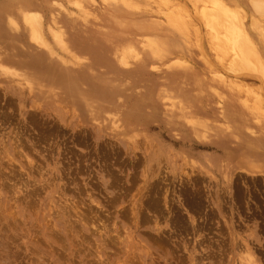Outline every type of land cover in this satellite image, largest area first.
<instances>
[{
    "label": "rangeland",
    "instance_id": "rangeland-1",
    "mask_svg": "<svg viewBox=\"0 0 264 264\" xmlns=\"http://www.w3.org/2000/svg\"><path fill=\"white\" fill-rule=\"evenodd\" d=\"M111 1L0 0V264H264V79L199 12L264 63L259 0Z\"/></svg>",
    "mask_w": 264,
    "mask_h": 264
},
{
    "label": "bare ground",
    "instance_id": "bare-ground-1",
    "mask_svg": "<svg viewBox=\"0 0 264 264\" xmlns=\"http://www.w3.org/2000/svg\"><path fill=\"white\" fill-rule=\"evenodd\" d=\"M103 1H105V0H103ZM110 2H112V1L110 0ZM74 4H75V2H74ZM108 4H110V3H108ZM252 7H253L255 12H257L259 14L264 13V6L262 5V2L260 0L252 2ZM199 12H200L201 18L205 21L206 26L209 28V31L211 34V39H212V41L215 42L217 50L219 52L224 53V54L229 53V55H228L229 59H230L229 64H228L229 69H231L233 71L237 70V69H241V70L243 69V70L248 71V72L250 70H252V72L254 71L260 77H262V79H264V63L260 57L259 52L257 51V49L254 45V43L251 41V39L247 33V30L244 27L243 20L240 17L239 12L235 9L231 10V9H229V7H226L217 1H212L209 4H206L204 2L199 8ZM168 16H169L168 18L171 17V15H169V14H168ZM39 17L40 16L37 17L35 15V13H27L24 15V20H27L29 26L34 28V29H32L33 38L35 40L39 41L40 43H43V40H42L43 38H41V36L36 35L37 32H38V34L40 33L39 32L40 31V22H39L40 18ZM252 22H254V21H252ZM256 24H257L256 22H254V24L252 23V25H256ZM258 33H259V31H258ZM260 33L264 37V28H260ZM145 39H147V38L145 37ZM59 40L61 41L62 45L63 44L65 45V42L63 41V39L60 36H59ZM43 44L45 45V43H43ZM153 45H156V44L152 40L149 41L148 45L146 44V46H148L149 48H152ZM160 53L162 54V52H160ZM129 55H130V53H129ZM120 62L122 63V65L123 64L125 65L127 63V59L123 56V57H121Z\"/></svg>",
    "mask_w": 264,
    "mask_h": 264
}]
</instances>
